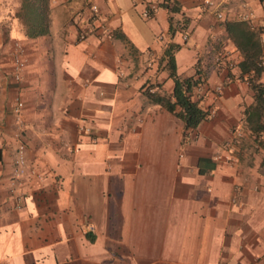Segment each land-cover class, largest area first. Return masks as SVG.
<instances>
[{"label":"crops","instance_id":"obj_1","mask_svg":"<svg viewBox=\"0 0 264 264\" xmlns=\"http://www.w3.org/2000/svg\"><path fill=\"white\" fill-rule=\"evenodd\" d=\"M148 1L156 0H49L46 32L7 26L0 264H264V130L247 124L255 91L225 28L249 11L264 43V0H218L222 19L203 0H174L176 10L160 3L144 18ZM91 2L108 31L78 40ZM183 16L187 40L176 26ZM15 40L20 80L11 74ZM170 43L177 74L198 79L193 98L208 112L191 130L144 92L153 84L172 94ZM221 51L232 64L217 59ZM227 141L230 159L214 160ZM202 157L214 167L200 173Z\"/></svg>","mask_w":264,"mask_h":264},{"label":"trees","instance_id":"obj_2","mask_svg":"<svg viewBox=\"0 0 264 264\" xmlns=\"http://www.w3.org/2000/svg\"><path fill=\"white\" fill-rule=\"evenodd\" d=\"M162 4L170 10H176L174 0L171 5ZM20 15L29 28L32 35L42 34L49 26V0H22ZM226 31L242 54L238 62L241 73L246 75L247 81L254 89V103L246 109V121L253 134H259L264 130V84L257 81L264 71V43L259 28H252L251 24L244 19H229L225 21ZM171 31H174L172 29ZM177 44L170 43L164 51L170 75L174 86L170 96L161 94L159 91L145 89L146 95L153 101L164 105L169 111L175 113L183 120L184 130H191L206 117L207 110L203 109L197 99L193 98V86L198 79L193 76L181 77L176 72V63L173 49ZM153 85V84H152ZM2 150L0 148V160ZM214 167L211 158H199V172L203 173Z\"/></svg>","mask_w":264,"mask_h":264},{"label":"built area","instance_id":"obj_3","mask_svg":"<svg viewBox=\"0 0 264 264\" xmlns=\"http://www.w3.org/2000/svg\"><path fill=\"white\" fill-rule=\"evenodd\" d=\"M162 2H164L168 5H171V0L148 1L144 4L143 9L141 11V15L144 18H148V17L152 16L156 12V10L158 9L160 3H162ZM202 4L205 8L214 9L216 16L219 19H222L224 17L223 16L224 13H223V10L221 8V2L220 1H218V0H203ZM88 8H89V12L86 15V17L84 18L83 24L80 26L78 33H77V39L78 40L86 39L89 35L97 32L98 30L100 32H103V33H106L108 31L106 23L104 22L101 14H100L98 4L95 2H91V3H89ZM240 19L247 20L251 24V22H250L251 13L249 11L246 13H242ZM180 23H181V26H180L181 38L183 40H187L189 37V30L187 29V24L184 21H182ZM251 27L255 28V26H253L252 24H251ZM11 58H12L11 74L15 80H20L22 78V73H23V69L25 66V57H24V53H23L22 44L18 40H15L13 42V46L11 49ZM217 59L219 61H221V60L222 61H229L230 64H232L231 60L229 59V53L226 51L219 52L217 54ZM145 89H148L150 91L157 90L155 88V86L152 84H147L145 86ZM214 91L216 93L220 94L222 92V85L217 84L214 88ZM22 106H23V101L20 98H16V103H15V106L13 108V111L16 115H19ZM210 112L213 113L214 109H211ZM18 136H20V139H21V133H18ZM224 147H225V150L227 151V154H225L223 156L221 154H216L213 157L214 160L230 159L229 154L232 152L230 141L225 142ZM24 149H25V143L22 140H20V142L16 148V150H17L16 161L17 162H21V160L23 158ZM16 172H17V170H16Z\"/></svg>","mask_w":264,"mask_h":264},{"label":"rangeland","instance_id":"obj_4","mask_svg":"<svg viewBox=\"0 0 264 264\" xmlns=\"http://www.w3.org/2000/svg\"><path fill=\"white\" fill-rule=\"evenodd\" d=\"M21 4L22 0H0V52L5 53L10 44L7 26H24L25 24L20 15ZM182 21L186 22L184 16L176 21L178 28H180Z\"/></svg>","mask_w":264,"mask_h":264}]
</instances>
